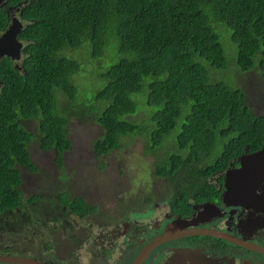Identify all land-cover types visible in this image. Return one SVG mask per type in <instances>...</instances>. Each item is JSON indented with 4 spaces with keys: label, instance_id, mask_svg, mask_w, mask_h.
I'll return each mask as SVG.
<instances>
[{
    "label": "trees",
    "instance_id": "1",
    "mask_svg": "<svg viewBox=\"0 0 264 264\" xmlns=\"http://www.w3.org/2000/svg\"><path fill=\"white\" fill-rule=\"evenodd\" d=\"M18 1L24 24L20 66L0 59V212L39 197L24 198L19 189L18 166L37 169L28 141L53 150L63 166L71 145L70 108L102 127L93 144L96 156L119 148L126 135L139 137L146 151L161 152L153 161L157 175H193L194 185L201 184L194 180L199 174L222 171L233 157L264 144V114L253 112L240 86L217 76L256 70L264 79V0H8ZM217 22L227 30L216 32ZM6 25L0 9V31ZM220 29L235 54L224 47ZM84 45L92 59L110 52L111 60L101 72L102 86L79 98L72 82L79 60L62 52ZM57 91L68 102L61 110ZM142 100L155 109L149 116L137 108ZM20 118L35 119V131ZM168 135L173 147L161 148ZM66 201L75 211L88 209L81 198Z\"/></svg>",
    "mask_w": 264,
    "mask_h": 264
},
{
    "label": "flooded vegetation",
    "instance_id": "2",
    "mask_svg": "<svg viewBox=\"0 0 264 264\" xmlns=\"http://www.w3.org/2000/svg\"><path fill=\"white\" fill-rule=\"evenodd\" d=\"M20 5L22 1L9 3L8 0H3L1 3L0 9L6 11L7 25L15 16L22 19ZM21 58L22 51L19 60H13L15 67L20 66ZM18 120L26 130L32 132L29 127L35 119ZM33 140L35 139L25 144L30 158ZM262 146L233 157L222 171L218 169L211 175L199 174L194 180L201 184L194 185L193 175H189L186 180L157 175L153 169V161L161 156V152L158 149L146 151L143 145L141 153L150 161V167L145 171L151 173L158 186L154 189L144 186L147 190L134 192L127 197V205L122 199L120 207L112 212L88 204L84 197L73 196L68 189L62 192L60 190L58 203H55L58 212L53 222L58 223L62 217L74 219L76 226L68 225L70 229L63 233L61 239L63 245L68 243L67 246L64 245L66 251L63 252V249L61 252H72L73 259L69 260L68 256L58 257L56 250L57 259L23 251H18L20 254L15 255L24 254L22 256L37 260L39 258L52 264H132L138 254L142 256L139 264H264V180H261L264 173L259 171L253 180L245 178L239 184V190L243 192L241 196L229 204L223 201L227 171L241 169L240 156L254 153ZM37 148L49 151L41 149L38 143ZM20 167L31 172L24 166ZM59 177L64 179L63 176ZM22 181L21 176V183ZM30 194V197L37 195ZM62 194L68 201L76 197L83 199L88 206L87 211L79 208L77 211L73 210L65 198H62ZM38 200L39 197L24 206L3 209L0 212V236L15 234L18 224L25 226L30 237H34L38 228L46 230L47 223L42 221L46 219L48 212L52 213L53 207L44 205L45 212L36 213L37 206L34 203ZM93 214L97 215L96 219L99 221L88 220ZM140 231L145 236H139ZM50 232L55 234L56 231L50 229ZM125 236L135 239V249L129 245L121 248L116 246L118 240ZM46 246L49 248V243ZM9 250V247H4L0 254L8 253Z\"/></svg>",
    "mask_w": 264,
    "mask_h": 264
},
{
    "label": "rangeland",
    "instance_id": "3",
    "mask_svg": "<svg viewBox=\"0 0 264 264\" xmlns=\"http://www.w3.org/2000/svg\"><path fill=\"white\" fill-rule=\"evenodd\" d=\"M218 27L227 30L223 24L217 22L216 32ZM224 30L220 29V40L224 47L226 46L229 51L232 50L235 54L236 47L230 39L231 45L223 42L222 37L228 41V35ZM62 53L79 60L80 70L73 77L71 76L72 82L79 90V98H84L86 93L88 97L91 96L93 93L90 94V92L102 86L100 76L107 63L111 60L110 56H108L110 52H107L108 55L103 59L101 58L100 61L91 58L90 50L85 45L77 49H66ZM228 59L230 58L228 57ZM99 62L103 63V67L98 65ZM217 76L219 79L228 81L227 83L240 86L245 92L246 103L253 112L264 114V79L260 77L256 70L245 72L232 70L218 73ZM56 95L57 107L61 110V108L63 109V107L68 105V102L64 101L62 91H57ZM137 97L138 95L135 96V98ZM144 103L143 100L137 103V108L141 107V115H144L146 113L145 110H148L147 116H149L155 109ZM72 107L76 109L77 105L74 104ZM72 110L74 109L70 108L68 111ZM69 112L66 115L69 118L67 129L71 145L64 153L63 166L59 167L56 164L53 150L40 151L37 148L36 140H33L30 151L33 150L31 158L37 168L36 171L30 172L25 168L18 167L23 178L21 188L19 187L23 197L30 196V193L39 195V200L34 203L37 206L35 212L39 214L45 212L46 207L44 205L53 207L52 213L48 212L46 219L42 221L47 223V229L40 230L38 228L34 237H30L25 226L18 224L15 234H3L0 236V250H3L4 247H9L8 253L10 254H20L18 251H23L39 257L57 259L56 250L58 257L65 256L67 258L68 256L69 260L73 259L74 255L72 252L63 253L66 251L64 245L67 246L68 243L63 245L61 239L63 238V233H67L70 227L76 226L75 222H73L74 219L62 217L58 223L53 222L58 212L55 203H58V192L60 190L62 192L64 189H68L71 195L84 197L88 204L94 205L100 210L112 212L116 207H120L122 199L127 205L126 198L133 195L134 192L147 190L145 187L154 189L155 186H158L151 173L145 171V169L150 167V161L141 153L143 142L140 138L125 137L120 141L121 145L119 148L98 157L94 152L93 144L102 135V127L94 121L91 115H83L79 112L77 113L79 116H76ZM140 114H135L132 118H140ZM36 128L37 121L34 120L30 123L29 130L34 132ZM173 137L169 136L166 138L167 142L161 148H168L174 144ZM59 176H65V178L63 179ZM130 185L132 186L130 187ZM144 193H147V191ZM62 198H64V194H62ZM96 216V214H93L88 220L99 221ZM17 219L24 220L20 217H17ZM62 223L65 226L63 228ZM68 225H70L69 228ZM50 229H54L56 231L55 234L51 233ZM138 234L139 236H145L141 231ZM46 243H49V248H47ZM125 245H129L133 249L137 246L135 239H130L126 236L120 238L116 243L119 248ZM63 249L64 251L61 252ZM38 260L52 264L46 260L39 258Z\"/></svg>",
    "mask_w": 264,
    "mask_h": 264
},
{
    "label": "water",
    "instance_id": "4",
    "mask_svg": "<svg viewBox=\"0 0 264 264\" xmlns=\"http://www.w3.org/2000/svg\"><path fill=\"white\" fill-rule=\"evenodd\" d=\"M2 2L3 0H0V5ZM12 19L13 20L0 32V59L7 56L12 60L18 61L23 47V42L18 38V34L22 30L24 24L17 16ZM240 162L241 169L227 171L224 177L226 190L223 194V201L228 204L240 197V194L243 193L239 190L241 187L239 184H242L241 181L247 177L253 180L254 176L258 175L259 171L264 173V145L254 153L241 155ZM261 180H264V178ZM141 257L142 256L138 254L132 264H139ZM0 262L13 264H46L33 257L8 253L0 254Z\"/></svg>",
    "mask_w": 264,
    "mask_h": 264
},
{
    "label": "bare ground",
    "instance_id": "5",
    "mask_svg": "<svg viewBox=\"0 0 264 264\" xmlns=\"http://www.w3.org/2000/svg\"><path fill=\"white\" fill-rule=\"evenodd\" d=\"M7 57V56H6ZM249 188V187H248ZM246 189V188H245ZM251 190V189H250ZM253 190V189H252Z\"/></svg>",
    "mask_w": 264,
    "mask_h": 264
},
{
    "label": "clouds",
    "instance_id": "6",
    "mask_svg": "<svg viewBox=\"0 0 264 264\" xmlns=\"http://www.w3.org/2000/svg\"><path fill=\"white\" fill-rule=\"evenodd\" d=\"M22 21V20H21ZM22 50V49H21Z\"/></svg>",
    "mask_w": 264,
    "mask_h": 264
}]
</instances>
